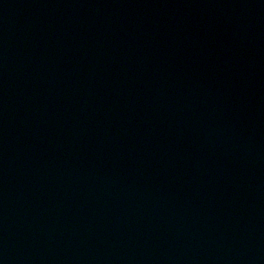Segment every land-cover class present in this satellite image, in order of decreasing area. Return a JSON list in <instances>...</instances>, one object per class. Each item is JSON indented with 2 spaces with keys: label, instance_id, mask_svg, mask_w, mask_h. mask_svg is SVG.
Here are the masks:
<instances>
[{
  "label": "water",
  "instance_id": "1",
  "mask_svg": "<svg viewBox=\"0 0 264 264\" xmlns=\"http://www.w3.org/2000/svg\"><path fill=\"white\" fill-rule=\"evenodd\" d=\"M0 264H264V0H0Z\"/></svg>",
  "mask_w": 264,
  "mask_h": 264
}]
</instances>
